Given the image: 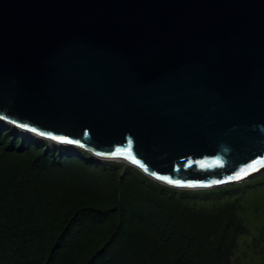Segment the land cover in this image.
I'll return each instance as SVG.
<instances>
[{
  "label": "water",
  "instance_id": "95a60500",
  "mask_svg": "<svg viewBox=\"0 0 264 264\" xmlns=\"http://www.w3.org/2000/svg\"><path fill=\"white\" fill-rule=\"evenodd\" d=\"M0 121L172 188L253 178L264 0H0Z\"/></svg>",
  "mask_w": 264,
  "mask_h": 264
},
{
  "label": "trees",
  "instance_id": "16d2710c",
  "mask_svg": "<svg viewBox=\"0 0 264 264\" xmlns=\"http://www.w3.org/2000/svg\"><path fill=\"white\" fill-rule=\"evenodd\" d=\"M0 150V264H233L252 183L172 188L4 121Z\"/></svg>",
  "mask_w": 264,
  "mask_h": 264
},
{
  "label": "rangeland",
  "instance_id": "374dc122",
  "mask_svg": "<svg viewBox=\"0 0 264 264\" xmlns=\"http://www.w3.org/2000/svg\"><path fill=\"white\" fill-rule=\"evenodd\" d=\"M100 159L105 160L107 164H117L120 169L127 168L126 166L135 167L120 159ZM122 169L119 173L123 172ZM136 169L142 176L150 178L139 168ZM239 183H252L253 185L246 189L239 199L238 212L245 226V234L238 238L232 262L233 264H261L264 260V172ZM243 185L245 186V184H240V186ZM224 202L226 201L222 203ZM207 203L211 204V202Z\"/></svg>",
  "mask_w": 264,
  "mask_h": 264
},
{
  "label": "snow or ice",
  "instance_id": "6c2138e0",
  "mask_svg": "<svg viewBox=\"0 0 264 264\" xmlns=\"http://www.w3.org/2000/svg\"><path fill=\"white\" fill-rule=\"evenodd\" d=\"M33 131H35V129H33ZM41 135H43V133H41ZM54 139L64 140L66 138H64V137H54ZM117 154H121V153H113L112 155H117ZM137 163H139V162L137 161ZM162 179H167V177H162ZM229 179H235V177H230ZM172 183H179V182L178 181H172ZM214 183H216V182L214 181Z\"/></svg>",
  "mask_w": 264,
  "mask_h": 264
}]
</instances>
